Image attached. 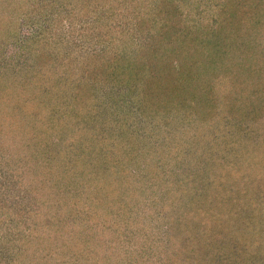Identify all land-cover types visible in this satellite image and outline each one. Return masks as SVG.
<instances>
[{"label":"rangeland","instance_id":"obj_1","mask_svg":"<svg viewBox=\"0 0 264 264\" xmlns=\"http://www.w3.org/2000/svg\"><path fill=\"white\" fill-rule=\"evenodd\" d=\"M41 1L0 0V73L3 75L0 78V112L10 111L0 116L14 119L15 113L20 108L18 105L25 102V107L30 110L21 113L23 117L19 119V124L21 120L28 122L29 126L34 124L36 115L45 118V123L39 122L28 128V133L32 134H35L37 130L38 133H41L42 128L45 129L50 124V118L47 119L48 117L46 118L42 111L36 112L35 105L29 101L33 100L35 93L38 92L33 87H38L39 83L43 84L51 74L57 75L64 66L54 61L48 75L47 71L41 70L34 62L36 54L29 45H32L36 38L42 40V36H44L43 33H39L41 20L34 9ZM88 21V17L83 18L77 15L70 24L64 26V37L58 36L62 41L57 39L56 43H53L52 54L53 52L58 53L59 58L61 57L62 61L66 62L68 50L75 47L74 43L65 40L68 39V31L75 33L80 24ZM26 22H30L29 26L26 25ZM218 28L219 31L213 30L217 36V43L210 40L213 43L214 53L209 55L208 59L212 63L215 60L224 65L228 49L226 50L222 37L230 33V28L221 24ZM252 38L254 40L251 41L257 43L254 53L259 55L252 54L251 57L254 56L253 61L257 60L254 64H258L257 58H260V55L264 59V37L256 34L252 35ZM76 40V51H74L80 56L77 57L75 53L76 57L71 58L73 59L71 63L75 65L80 63L78 58L81 60L84 53L93 52L105 44V42L96 44L92 38L88 41L84 40L79 47L78 36ZM238 41L240 42L239 38ZM242 42L245 41L242 40ZM45 44L48 43L45 42ZM236 48L237 45L235 47L237 51ZM42 49H44V45L41 44L40 50ZM17 53H20L18 61H16L17 58L10 57ZM238 53L234 54L240 55L244 61V54ZM243 67L238 72L235 81L237 83L232 87H229V76H224L223 79L215 68L207 72L198 71L201 77L190 76L186 81L183 80V84L177 82L174 88L177 95L176 102L178 96L180 99L179 104L177 102L172 115L161 114L156 117L149 116L148 112L145 115L137 114L139 106L135 105L145 100V96L138 95L139 97L134 100L133 95L131 93L129 95L127 90L118 89L115 92L116 89L109 90V84L104 83V85L98 84V89L89 94V98L76 99V101L75 98L72 100L71 96L72 91L75 92L77 89H74L71 77H64L66 70L63 78L56 77L54 79L56 83L64 80L65 83L61 82V86H59L61 89L59 88V95H57L59 98L57 99L59 100L57 109L52 110L51 105L48 116L50 117V113L61 115L60 119L55 118L54 120L59 124H57L58 128L55 127L58 134L50 132L46 136L48 145L41 144L40 148H38V144L41 142L33 143L27 140L29 146H33L34 150H27L26 146L21 145V141L17 143L15 138H12L11 141H3L2 144L5 147L11 144H15V146L0 149L1 162L4 159L10 160L6 164L0 163L3 166L10 165L12 170L16 167L19 171L17 181L24 188L19 190L20 197L26 200L38 198L46 201V204L40 206L37 204L31 209V211H34V208L38 210L28 215L31 222L29 226L35 229L33 232L30 228L28 235L37 237L41 233L40 230L45 227H48L50 231H53L51 229L55 230L47 241H39L40 244L32 243L35 239L31 237L30 248L34 249L41 245L50 247V252L64 254L65 246H68L74 239H78V234H84L79 231V228L85 229L78 222L73 223L69 220L70 214L73 215V218L76 215L73 213L72 205L67 208L56 206L52 202V193H48L46 189L40 187V180L54 178L51 176L47 178L48 172H45V168L53 170L57 163L68 167L65 170L67 174L65 178L68 183L65 188L69 192H73L71 191L73 186L81 177H75L73 171L77 170L83 173L82 178H85L87 182L89 174L92 177H98L94 170L97 169V162L107 160L111 167V162L119 160L121 170L128 172V175L123 176L122 174L123 178H121L126 185L125 188L113 189L114 192H108L105 197L114 201L108 203V200L106 202L103 200L95 210L99 214L101 208H104L103 212L107 211V216H105L107 227L102 226L104 223H102L103 219L99 217L100 215L94 217L93 224H95L96 230L92 231L94 234L92 241L95 244L88 243L86 250L89 252L91 260L95 258L96 251H99L101 256L108 255L109 252L105 249L108 244L113 243L117 247H122V242L117 236L118 232L115 231L117 224L112 219V214L121 209L124 199L123 204H129L124 210L127 211L132 205L134 211L131 208V214L135 217L138 216L136 218L138 224L146 222L143 218L144 214L151 215V218L158 216L159 219H155L158 227L151 233H156L161 229L170 230L174 226L186 234L185 237L189 238V244H192V239L198 230L212 232L216 236L208 254L205 250L204 258H209L211 253L212 255L217 253L229 261H234L235 264H258L264 257V111H255L260 105L256 106L257 100L252 90L255 88L253 83L262 81L264 84V76H262L264 72L254 75L253 71L245 67V64ZM34 75L39 82L38 84L34 82L35 85L28 81ZM229 88L235 91L233 93L235 95L234 102L232 100V106L237 108L235 115L230 111H225L223 100L217 102L225 97L224 89ZM256 92L257 89H255V95ZM252 97L254 99L250 102ZM135 101L137 104H132ZM246 104L249 105L245 106ZM211 105L214 106V115L220 113L221 108L229 114L220 121L222 127L220 131L217 130V136L207 131L212 121L205 118V110ZM13 109L15 112H11ZM67 111L69 114L63 118V113H67ZM91 111L92 115H90ZM249 111L253 115L252 119L248 118ZM231 115L233 117H230ZM239 123L240 126H238ZM61 124L67 126L62 128ZM226 127L229 130L227 135H225ZM197 132H203V134L198 135ZM131 133L135 134L131 137ZM131 138L132 142L129 143ZM111 146L113 147L111 148ZM117 146L118 149H116ZM100 150L104 152L102 155H98L101 159L97 157V153H101ZM49 154L51 157L54 156L52 162L56 163L55 165L46 161L45 155ZM105 175L111 179L108 173ZM111 188V186H107L99 191V187H97L93 193H104ZM150 204H155L157 207L153 210ZM47 205L55 206L56 210L51 213L53 217H58L61 214L60 210L71 209V212L59 216L60 219L52 227L54 220L47 219L50 212H48ZM45 209L46 211L43 212ZM138 212H142V214ZM82 216L81 213L78 214L79 218ZM168 216H172L173 221ZM61 218L64 219L65 225ZM256 218L263 221L256 225L252 224V220H257ZM127 220L130 221L131 218L128 216ZM32 222L36 223V228L31 226ZM119 226L118 231H122L123 228L127 229L125 223L121 221ZM257 226L259 227L257 228ZM250 227L254 233L252 237H248L245 232L251 229ZM148 228H150L149 225ZM122 233L125 236L128 234L126 231ZM198 242L202 243L201 240ZM117 253L122 256L120 251ZM85 256H79L76 259V256L73 255L70 260L83 262ZM158 257L160 256L158 255ZM28 258L34 260L31 254ZM48 262L50 263V260Z\"/></svg>","mask_w":264,"mask_h":264},{"label":"trees","instance_id":"obj_2","mask_svg":"<svg viewBox=\"0 0 264 264\" xmlns=\"http://www.w3.org/2000/svg\"><path fill=\"white\" fill-rule=\"evenodd\" d=\"M34 9L41 20L39 33H43L42 35H44L42 36V40L36 38L32 45H29L34 49L36 54L34 62L41 70H45L47 73L51 71L54 61L64 66L58 71L57 75L51 74L43 84L38 82L35 75L28 80L33 84L34 82L36 84L39 83L38 87H35V84L33 85V89L36 88L34 90L38 92L35 93L34 99L29 101L35 105L36 112L42 111L46 118L48 117L47 119L50 118V124L45 129L42 128V132H39L40 134L37 129H35L37 130L35 134L28 133L29 127L39 122L45 123V118L36 115L34 124L29 126L25 120H21L19 124V119L23 117L21 113L30 110V108L25 107V102L19 104L20 108L15 113L14 119L0 116V149L2 150L10 148L13 145L15 146V144L7 147L2 145L3 141H11L12 138H15L17 143L21 141V145H25L27 150H34L33 146H29L27 140L33 143L41 142L38 144V148H40L41 144H44V146L48 145L46 136L52 131L53 133L58 132L55 129L58 121L54 120L61 117L57 113L56 115L50 113V117L48 114L51 105L52 110L57 109L56 107L59 104L57 95H59L58 91L61 89L59 86H61V82L65 83V80L56 83L54 79L56 77L63 78L65 70L66 74L64 77H71L74 89H77L75 92L72 91V100L74 98L75 100L89 98V94L98 89V84L104 85L105 83L109 84V90L116 89L115 92L118 89L127 90L129 95L130 93L133 95L134 100L139 97L138 95L145 96V100L140 101L139 104L136 101L132 104H137L135 105L137 107L139 106L137 114L145 115L148 112V115L152 117L160 116L161 114L172 115L177 102L178 104L180 102L179 96L176 102L175 84L177 82H182L183 84L190 76L199 77L198 71L204 70L207 72L215 68L223 79L224 76H229V87L237 83L235 81L238 77V72L244 68L243 64H245L247 69L253 71L254 75L255 73L264 72V59L261 58V55V59L255 57L258 59V64H254L257 61H253L254 56H258L259 54L254 53L256 52L257 43L251 41L252 39L254 40L252 35L258 34L264 37V0H42ZM77 15L83 18L88 17L89 21L79 25L78 34L77 31L75 33L74 31H68L69 36L65 40L74 43L75 47L68 50L65 62L62 61L61 57L59 58L58 53L53 52L52 54L51 49H53V43H56L57 39L62 41L58 36H63L65 31L63 30L64 26L70 24ZM29 23L26 22V25L29 26ZM219 24L230 28V33L222 37V42L226 46V50L228 49L224 65L215 60L212 63L208 59L209 55L211 56L214 53L213 43L210 40H214L217 43V36L213 33V30L219 31ZM74 35L75 37H73ZM77 36L79 47H81L84 40L88 41L92 38L96 44L100 42H105V44L93 52L84 53L81 56V60L78 58L80 63L75 65L71 62L77 55L75 52ZM242 40L245 42L243 43ZM45 42L50 43L51 47L45 44ZM41 44L44 45V49L42 50H40ZM38 45L39 47L37 48ZM236 45L237 51L235 50ZM235 52L244 54V61H242L240 55L234 54ZM252 54L254 55L253 57H251ZM79 56L78 53L77 57ZM10 57L13 59L17 58L16 61H18L20 60V53ZM174 62H177L176 65ZM2 76L0 73V78ZM262 76H264V73ZM252 81L251 83H253ZM263 85L262 81L253 83L255 88H253L252 93L254 97L256 96V106L260 105L255 110L256 112L258 110L264 111ZM255 89H257L256 95ZM224 90L225 97L217 100V102L223 100L225 111H230L231 114L235 115L237 108L232 106L235 97L233 93L235 91L232 88ZM254 97L250 99V102H252ZM122 99L124 100V97ZM247 105L249 104L245 106ZM213 107L211 105L205 110V118L212 121L207 131L217 136L218 131L222 127V125L220 126V121H222L225 115L229 114L225 113L221 108L220 113L214 115ZM9 112L1 111L0 115H5ZM11 112H15V110L13 109ZM68 114V111L67 113H63V118ZM90 115H92V111ZM247 115L249 119L253 118L250 111ZM230 117L233 116L231 115ZM78 123L80 124V122ZM65 126L67 125L61 124L62 128ZM238 126H240V123ZM226 131L225 135L229 133L228 129ZM134 134L131 133V137ZM197 134L202 135L203 132H197ZM131 142L132 138L129 143ZM116 149H118V146ZM100 152L97 153V157L99 154L102 155L104 153L102 150ZM22 156H25V154H22ZM97 157L96 160L98 161ZM53 158L54 156L51 157L50 154L45 155L46 161L49 164L55 165L56 163L52 162ZM98 158L101 159V157ZM1 159L0 157V162ZM8 161L10 160L4 159L1 163L6 164ZM1 163L0 264H235L234 261H229L217 253L213 255L211 253L209 258H204L205 250L206 254H208L211 244L215 239L216 235L214 233L198 230L192 239V244H189V238L185 237L186 234L177 230L174 226L170 230L161 229L156 233H151L158 227V223L155 221V219H159L158 216L151 218V215L144 214L143 218H145L146 222L138 224L136 221L138 216L135 217L131 214L132 205L127 211L124 210L126 206H129V204H123L124 199L122 200L121 209L112 214V219L117 224L115 231L120 232L119 234L117 233V236L122 242V247H117L113 243V245L108 244L105 248L109 252L108 255L101 256L99 251L95 250V258L91 260L89 252L86 250L89 245L88 243L95 244L92 241L94 235L92 231L96 230L95 224H93L94 217L100 215L99 217H102V223H104L102 226L107 227L105 217L107 216V211L103 212L104 208H101L99 214L95 210H97L96 208L98 205H101L100 203L103 200L105 202L108 200V197H105L108 192H114L115 189L118 190L122 187L125 188L126 185L122 182L121 178L125 174L128 175V172L121 170L122 167L121 163L119 164V160L114 161V163L111 162V167L107 160H103L100 163L97 162V169L94 170L97 172L98 177H92L89 174L87 175L89 179L87 182L85 178H82L84 176L83 173L77 170L73 171L75 177L81 176L75 183L76 185L73 186L74 188L71 190L73 192H69L65 188L68 185L65 178L67 175L65 170L68 167L57 163L58 165L56 164L53 170L51 168L44 169L46 173L48 172L47 178L48 176L54 178L40 180V187L44 190L46 189V192L52 193V202L56 206L67 208L69 205H72V208H74L73 213L76 215L73 218V215L70 214L71 218L69 220L73 223L78 222L85 229L79 228V231L84 234H78V239H74L68 246H65L63 250L64 254L61 252L60 254L59 252H50V247H43L41 245L31 249L29 244L31 237L35 239L32 243L37 242L40 244L43 240L47 241L50 234L55 231L54 229L50 231L48 227H45V229L40 230L41 233L37 237L28 235L30 228L33 232L35 231V229L29 226L31 222L28 215L38 210L34 208V211H31V209L34 205L38 204L40 206L41 204H46V201L38 198L36 200L34 198L22 199L19 190H23L24 188L17 181L19 179V171L16 167L12 170L10 165L3 166ZM14 163L17 164L16 161ZM113 167L115 168L112 169ZM106 173L110 175L111 179L106 177ZM107 186H111L112 188L104 193H93V190L97 189V187H99L98 190L100 191ZM113 201L108 200L107 202L112 203ZM150 205H152L153 210L157 207L155 204ZM47 209H49L48 212L50 211L47 219L49 221L54 220L52 221V227L60 219L59 216H62L66 212H71V209L60 210L59 213L61 214L58 217H53L51 213L56 210L55 206L50 207V205H47ZM132 210L134 211V208ZM45 211L46 209L43 212ZM80 213L83 215L81 218L78 217ZM138 213L142 214V212ZM128 216L131 218L130 221L127 220ZM168 218L173 221L172 216H168ZM61 219L65 225L64 219ZM256 219L252 220V224L256 225L263 221L258 218ZM120 221L125 223L127 229L123 228L122 231H118ZM35 225L36 223L32 222L31 226L36 228ZM145 225L146 227H144ZM148 225L150 228H148ZM208 226L211 227L210 225ZM123 231L128 233L127 236L123 235ZM33 232L32 235H34ZM245 232L248 237H252V234H254L252 228ZM199 240L202 243L198 242ZM196 242L197 244H195ZM205 244L207 246L202 247ZM119 251L122 253V256L117 253ZM29 254L34 257V260L28 258ZM73 255L76 256V259L79 256H86L83 257V262H77V260H70ZM49 260L50 263L48 262ZM258 264H264V257Z\"/></svg>","mask_w":264,"mask_h":264}]
</instances>
